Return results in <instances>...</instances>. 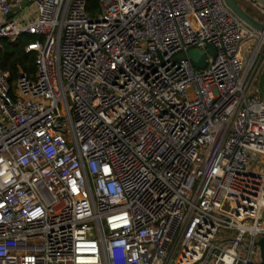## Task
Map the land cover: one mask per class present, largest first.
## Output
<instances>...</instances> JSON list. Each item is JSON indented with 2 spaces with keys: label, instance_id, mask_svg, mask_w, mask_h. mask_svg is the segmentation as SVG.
Here are the masks:
<instances>
[{
  "label": "built area",
  "instance_id": "1",
  "mask_svg": "<svg viewBox=\"0 0 264 264\" xmlns=\"http://www.w3.org/2000/svg\"><path fill=\"white\" fill-rule=\"evenodd\" d=\"M31 2L0 22L37 38L0 69V264H261L264 35L224 0Z\"/></svg>",
  "mask_w": 264,
  "mask_h": 264
},
{
  "label": "trees",
  "instance_id": "2",
  "mask_svg": "<svg viewBox=\"0 0 264 264\" xmlns=\"http://www.w3.org/2000/svg\"><path fill=\"white\" fill-rule=\"evenodd\" d=\"M98 0H87L86 12L94 16L98 11ZM34 36H21L14 43L3 40L0 42V69L8 70L12 77L19 71L31 76L35 71L34 53H25L24 48L27 44L36 41Z\"/></svg>",
  "mask_w": 264,
  "mask_h": 264
},
{
  "label": "water",
  "instance_id": "3",
  "mask_svg": "<svg viewBox=\"0 0 264 264\" xmlns=\"http://www.w3.org/2000/svg\"><path fill=\"white\" fill-rule=\"evenodd\" d=\"M226 5L229 7V9L245 24H247L249 27H251L256 32L264 35V25L257 22L254 18H252L249 14H247L237 3L235 0H224ZM27 5L26 1H23L20 3L19 6H15L11 9L10 13L7 17H11L12 14L19 11L20 8L25 7ZM215 54V49L213 46L208 45L206 47V52H203L201 56L195 60L192 61V65L196 69H204L207 65V59L208 56H213ZM184 56H180V59H183ZM263 102H264V96H263ZM257 245L260 247L261 251V264H264V239H260L257 242Z\"/></svg>",
  "mask_w": 264,
  "mask_h": 264
},
{
  "label": "crops",
  "instance_id": "4",
  "mask_svg": "<svg viewBox=\"0 0 264 264\" xmlns=\"http://www.w3.org/2000/svg\"><path fill=\"white\" fill-rule=\"evenodd\" d=\"M27 2V5L25 7H22L19 9L18 12L12 14L11 17H7V16H0V22H3L7 19H16L19 22H22L23 20H26L29 17H33L34 14V6L31 2V0H24ZM254 89H256L259 94L261 99L263 100V96H264V65L262 67V69L259 71L258 76L256 78V82L254 84Z\"/></svg>",
  "mask_w": 264,
  "mask_h": 264
},
{
  "label": "rangeland",
  "instance_id": "5",
  "mask_svg": "<svg viewBox=\"0 0 264 264\" xmlns=\"http://www.w3.org/2000/svg\"><path fill=\"white\" fill-rule=\"evenodd\" d=\"M249 14H251L250 13V11H247ZM203 52L202 51H198V50H196V49H191V50H189L188 51V57L192 60V61H195V60H197L200 56H201V54H202ZM256 160H257V157L255 156V155H251V161H252V163L253 164H255L256 163ZM262 219H263V221H264V213H263V215H262ZM264 239V237H261V238H259L258 239V241L260 240V239ZM257 241V242H258ZM259 250H260V247H259ZM259 254H260V260H261V251H259Z\"/></svg>",
  "mask_w": 264,
  "mask_h": 264
}]
</instances>
